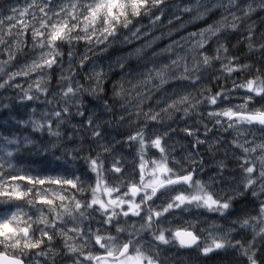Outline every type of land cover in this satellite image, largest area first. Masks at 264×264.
Here are the masks:
<instances>
[{
    "label": "snow or ice",
    "instance_id": "1",
    "mask_svg": "<svg viewBox=\"0 0 264 264\" xmlns=\"http://www.w3.org/2000/svg\"><path fill=\"white\" fill-rule=\"evenodd\" d=\"M166 7L167 0H25L18 8L0 0V12L8 13L0 15V56L7 57L0 59V108L31 109L16 124L45 136L0 135V264H176L170 253L177 244L205 258L224 251L235 254V264H264V64H241L227 43L250 17L264 13V0L173 4L188 22L206 27L159 51L152 46L160 37H154L117 57L122 75L111 99H104L102 66L84 77L94 85L75 78L74 65L86 68L96 46L107 51L147 36L144 19L153 27L163 23ZM245 39L248 52L264 60V32L257 36L247 24ZM78 42L87 46L79 56ZM211 43L214 55L207 53ZM26 48L31 59L13 70ZM58 64L59 91H50ZM209 69L246 75L213 92L200 83ZM10 90L15 95L4 102ZM153 94L159 108L145 111ZM40 96L49 107L36 115L32 103ZM193 116L197 127L186 122ZM177 119L185 121L179 131L192 138L182 155L169 144L177 131L169 122ZM114 125L132 130L120 138L106 131ZM125 145L135 154L124 152ZM25 154L42 155L47 166L24 167ZM193 209L215 214L201 229L206 236L187 218L176 226L168 219Z\"/></svg>",
    "mask_w": 264,
    "mask_h": 264
},
{
    "label": "rangeland",
    "instance_id": "2",
    "mask_svg": "<svg viewBox=\"0 0 264 264\" xmlns=\"http://www.w3.org/2000/svg\"><path fill=\"white\" fill-rule=\"evenodd\" d=\"M185 0H167V7L165 8V15L161 17V20L163 23H157L156 26H152L147 18L144 19L143 24L146 26L142 31H147L148 35L147 36H141V40H133L131 44H121V43H116L109 47L107 51H103L104 45L96 46L95 47V54L92 52H89L88 55L90 57V60L88 61L87 67L84 69H80L79 65L76 64L74 65V70L79 71V75L75 77L76 79H80L85 83H90L94 85V81H85L84 77L86 75L91 74L90 70L93 65L97 66V70H100V66L103 67L104 70V79L102 81V87L105 89L104 99H111L112 98V89L113 86L117 84V81L121 79L122 71L119 68V65L116 63V58L119 56H126L128 52H130L134 47H138L141 44L145 43L148 40L153 39L154 37H160L159 40L156 41L155 44H153V48H156V51H159L160 48L166 46L167 44H170L174 39L175 40H180L181 36H187L189 32L192 31H199L201 27H206V24H204L203 21H195V22H188L190 20V17L187 14L179 13L178 10L173 7V4H182L184 3ZM2 3L14 5L18 8H22L25 6V0H3ZM0 12V15H6L8 14L7 12ZM176 15H180V19L177 20L175 17ZM172 19V24L168 23V19ZM218 18V17H217ZM207 19V18H206ZM258 20V21H257ZM264 20V13H260L259 15L254 14L252 17H250L246 24L241 27V29L235 33H231L228 37L231 38L232 36H235V39L237 43H240L242 46H246V26L247 24H258L259 22ZM211 22V21H209ZM7 24L8 22L5 21ZM181 24H184V27H180ZM178 29V31H177ZM171 30V35H167V33ZM255 30V26H254ZM126 30H122L120 39L123 38V34ZM157 31V32H156ZM156 32V33H154ZM30 39V36H29ZM168 39V40H167ZM141 41V42H140ZM227 41V42H228ZM135 43V44H134ZM214 44V43H213ZM81 45V46H79ZM86 45L83 42H78L75 44V53L77 56L82 55L85 52ZM207 47V46H206ZM28 48H30V43L28 45ZM28 48L25 49L26 52H28V55L20 56L19 59L14 62V67L13 70H15L16 66H19L20 64L24 63L26 60L31 59L33 53L28 51ZM214 48L215 44L212 50L207 49V53L211 52L214 53ZM115 49V50H114ZM67 46H64V52L65 55L62 58L64 60L63 68H67ZM119 50V51H118ZM7 59V57H5ZM264 63V62H263ZM111 65V70H109V66ZM61 72V65H56L54 68L51 70V79H50V91H59V86H58V80H59V75ZM116 75V77H115ZM217 80V79H215ZM20 82L24 84L25 87H27V83L25 82L24 78H20ZM239 82V81H237ZM201 84H207L209 88L212 89L213 92L219 91L221 88H231L232 87V82L228 83L227 85L224 84L223 80L219 81H210L204 77H202V80L200 82ZM216 84L217 86L214 87L213 85ZM231 85V86H230ZM194 94H196L194 92ZM15 92L14 91H9V93L6 94L4 97V102L10 103L11 101L8 100L9 96H14ZM154 98L148 99L144 101L143 107L144 110L147 111L149 107L156 108L158 110L159 106L157 105L156 101L159 99L158 94H153ZM51 98V97H48ZM46 99L45 96H40V99L32 103V107L37 108V113L36 115H39V110L40 109H45L49 107L48 105L42 103ZM239 101V97H235L233 99V103H236ZM96 102L95 101H90V106H95ZM209 106L204 105V108L207 109ZM115 111L116 113H120L123 111V109L120 107V104L117 102L115 104ZM29 114H31V109H28V112L26 114V117L24 119H27ZM205 116L207 115V111L205 110ZM76 119H80L79 117H76ZM196 117L193 116L192 118L188 119L186 122L188 125H191L193 127H197L195 124ZM16 122V121H15ZM140 123H143L142 121ZM171 123V126L173 128H176L177 131L172 134V138L169 141V144H175L176 145V153L183 154L184 152V147L185 145L189 144L191 142L192 138H189L185 136L182 132L179 131L180 128H182L185 124L184 120H179L177 119L175 122H169ZM135 127V126H133ZM200 127V133L202 135L203 133V127ZM209 127H212V123L209 122ZM27 130H23V133L20 135H17L16 138L18 139H23L24 136H32L36 139H44L45 136H42L40 133H32L30 127H25ZM71 131V129H68ZM132 129L128 128L125 126L122 130L120 131H115V125L113 129H106V131L113 133L117 135L120 138H123L126 136V134L131 131ZM46 135V134H45ZM227 135V134H225ZM11 137H15L11 135ZM9 137V138H11ZM43 137V138H42ZM3 141H0L2 143ZM9 148H12L14 146L9 145ZM118 148L120 147L119 145L117 146ZM123 151L126 153H132L133 155L135 154V150L128 148L126 145L123 147ZM155 149H149V152H153ZM202 154L205 156L207 155L204 153V148H201ZM220 155H223V153H220ZM34 159V160H33ZM43 160V156H37V155H27V160L23 162L24 167L31 168L32 170L39 171L42 167H46L47 165L42 164L41 161ZM31 162V163H29ZM62 163V162H61ZM72 161L69 160V164H71ZM80 165V167H83V161H77ZM127 167H130L131 165H126ZM51 167H55V162L51 165ZM208 171H212V169H208L205 173V176L207 175ZM50 174H56V173H50ZM177 213H179V210H176ZM184 218H187L188 220L192 221L195 224V230L196 232L201 235V236H206L207 233L201 232L202 228H209L210 224L212 222V219L216 218L215 214L208 213L203 209H193L191 212H186L181 215L179 219L174 218L173 216H169L168 219L172 220L173 226L176 225H184ZM223 223L225 226L229 224L230 221H220ZM259 249V245L257 246ZM188 252H191L192 255L189 256L187 255ZM179 253V254H178ZM171 255H174L176 258V264H235L237 257L235 256L234 253L231 252H224L220 251L217 253L210 254L208 258L199 256L196 252L195 249L192 250H185V249H180L179 245L177 244L174 248L171 249Z\"/></svg>",
    "mask_w": 264,
    "mask_h": 264
},
{
    "label": "trees",
    "instance_id": "3",
    "mask_svg": "<svg viewBox=\"0 0 264 264\" xmlns=\"http://www.w3.org/2000/svg\"><path fill=\"white\" fill-rule=\"evenodd\" d=\"M252 25L255 26V32H256L257 36H259L258 34H260L261 32H264V20L259 22L256 25H254V24H252ZM227 43H228L230 54L238 57V60L241 64L250 63V64H254L256 67H259L261 64H264L263 63L264 60H262L258 55H253V54L249 53L247 50V47L245 45L242 46V45H240V43H237L235 36H232L231 38H229V41ZM233 45H235V47H233ZM213 47H214V44L211 43V44L207 45L206 48L212 50ZM153 49L157 50L156 48H153ZM208 54L214 55V53H212V51L209 52ZM1 58L6 59L4 56L0 57V59ZM215 68L216 69L219 68L218 62H216ZM254 71H255V69H253V72ZM244 75H246V74L234 73L232 77H226V75L221 74L214 69H209V70H207V72H205L203 74V77L212 81V82H214V81L217 82L219 80H223L224 84L227 85L228 83H231L232 80L239 81L240 79H242L244 77ZM216 76H220L221 78L219 80H215ZM115 77H116V75H115ZM213 86L216 87L217 85L214 84ZM27 112H28V110L26 111L24 108H20L19 106H15V105L13 107H10L9 109L0 108V135H6L8 137H11V135H13L16 137L17 135H20L21 133H23V130H27L24 126H20V125L16 124V122H15L16 119H22L23 120L24 117H26ZM13 117H15V119H13ZM25 160H27V154H25L22 157V161L24 162Z\"/></svg>",
    "mask_w": 264,
    "mask_h": 264
},
{
    "label": "bare ground",
    "instance_id": "4",
    "mask_svg": "<svg viewBox=\"0 0 264 264\" xmlns=\"http://www.w3.org/2000/svg\"><path fill=\"white\" fill-rule=\"evenodd\" d=\"M3 1V0H2ZM6 13V12H5ZM157 32V31H156ZM156 32H154V33H156ZM260 33V32H259ZM259 35V34H258ZM122 39V38H121ZM141 40V39H140ZM168 40V39H167ZM141 42V41H140ZM135 44V43H134ZM79 46H81V45H79ZM115 50V49H114ZM119 51V50H118ZM0 57H2V56H0ZM4 57H6V56H4ZM25 57V56H24ZM2 59V58H1ZM231 86V85H230ZM3 117V116H2ZM7 132V131H6ZM6 134V133H5ZM43 138V137H42Z\"/></svg>",
    "mask_w": 264,
    "mask_h": 264
},
{
    "label": "flooded vegetation",
    "instance_id": "5",
    "mask_svg": "<svg viewBox=\"0 0 264 264\" xmlns=\"http://www.w3.org/2000/svg\"><path fill=\"white\" fill-rule=\"evenodd\" d=\"M185 250H188V249H185ZM192 250V249H191Z\"/></svg>",
    "mask_w": 264,
    "mask_h": 264
}]
</instances>
